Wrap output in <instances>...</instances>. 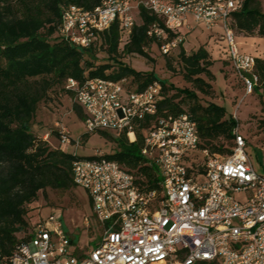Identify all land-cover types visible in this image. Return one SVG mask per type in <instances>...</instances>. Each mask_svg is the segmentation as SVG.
I'll return each mask as SVG.
<instances>
[{"label":"built area","instance_id":"obj_1","mask_svg":"<svg viewBox=\"0 0 264 264\" xmlns=\"http://www.w3.org/2000/svg\"><path fill=\"white\" fill-rule=\"evenodd\" d=\"M243 0H102L93 9L70 5L61 15L60 35L69 43L86 47L99 32L118 21L123 37L135 24L139 7L162 17L164 27L152 24L147 34L165 41L163 52L184 42L192 23L205 29L221 26L228 58L251 94L258 78L253 55L241 53L234 40L230 16ZM192 22V23H191ZM178 33L167 40V32ZM124 81L104 78L78 82L68 78L64 89L84 111L88 132L125 133L135 140V130L146 115L154 114L161 84L142 91L128 90ZM233 146L227 155L199 150L193 118L168 115L144 132L140 150L148 165L156 167L160 189L141 190L135 176L116 161L81 158L73 163V181L90 197L99 230L98 242L82 253L52 208L39 219L28 240L19 243L0 264H264V176L257 174L245 152L246 140L233 129ZM60 147L79 141L60 127ZM198 150L203 172L188 164L189 152ZM203 176V180H198ZM242 193L243 198H238ZM88 223V220H86Z\"/></svg>","mask_w":264,"mask_h":264},{"label":"trees","instance_id":"obj_2","mask_svg":"<svg viewBox=\"0 0 264 264\" xmlns=\"http://www.w3.org/2000/svg\"><path fill=\"white\" fill-rule=\"evenodd\" d=\"M101 2L0 0V261L10 258L16 246L30 238L26 206L37 199L39 192L46 196L48 190L68 192L77 187L72 171L77 159L116 161L135 176L141 190H159L158 171L146 163L140 150L144 132L162 117L189 114L198 130L199 150L227 155L233 146L236 119L227 117L225 108L212 101L202 104L198 96V93L209 97L214 94L210 83L214 79L210 70L213 60L204 47L187 53L180 44L176 54L183 77L191 88L175 87L153 71L135 70L118 58L122 53L151 59L148 55L151 46H156L163 56L170 57L176 48L163 52L161 46L165 41L147 34L154 23L164 27L162 17L139 7L128 36L123 37L118 21H115L86 47L73 45L61 37V15L67 7L76 5L89 10ZM230 26L233 32L264 37V11L256 0H243L240 10L230 16ZM177 34L168 31L167 40ZM98 50L106 55V60L101 63H97ZM254 59V73L258 78L254 91H258L259 85L264 88V57L254 56ZM226 61L231 64L229 59ZM168 66L171 68L170 63ZM68 78L80 83L95 78L123 80L125 88L134 91H142L153 82H159L161 98L156 112L139 122L134 141H129L125 133L113 138L106 131H98L112 138L117 150L81 157L60 146L52 147L32 130L38 106L51 90L59 88L73 100V94L64 89ZM72 109L84 119L83 109L74 100ZM188 160L194 171H204L201 160ZM21 233L23 235L19 237ZM71 243L75 245L72 238ZM75 253L80 254L82 250L75 247ZM199 264L218 262L201 261Z\"/></svg>","mask_w":264,"mask_h":264},{"label":"rangeland","instance_id":"obj_3","mask_svg":"<svg viewBox=\"0 0 264 264\" xmlns=\"http://www.w3.org/2000/svg\"><path fill=\"white\" fill-rule=\"evenodd\" d=\"M261 11H264V0H256ZM192 23V22H191ZM221 26L209 31L201 24L192 23V29L184 34L182 46L187 53L198 47H204L213 60L210 67L214 79L210 81L214 94L204 96L198 93L200 102L209 101L223 106L226 116H232L237 121L239 132L246 140L245 152L254 171L264 176V88L259 85L258 91L245 94L240 76L228 58V46L222 39ZM234 40L237 49L244 54L264 57V37L249 36L234 31ZM179 46L171 52L170 57L163 56L156 46H151L148 55L151 59L136 54H120L119 59L139 71H153L159 78L175 87L191 88L183 77V69L176 57ZM98 62L106 60L102 50L97 52ZM170 63L171 68L168 66ZM73 100L59 88H54L48 97L39 104L32 130L39 138L47 140L52 147H59L60 127H64L73 141H79L75 148L73 142L64 146V150L75 153L77 156L89 157L104 155L117 150V145L110 137H105L98 131L88 132L84 121L73 111ZM111 137L117 138L113 131H106ZM225 145L227 143L225 142ZM232 146V143L231 145ZM190 160H201L198 150L189 152ZM190 165V161H188ZM200 176L198 180H203ZM243 198L242 193H237ZM26 219L29 222V231L39 219H45L52 208L61 209V219L70 237L75 241V247L86 251L95 246L99 238L97 222L93 217L91 201L88 192L77 186L68 192L47 191V195L39 192L35 201L27 206ZM88 220V223H86ZM23 233L19 234L22 237Z\"/></svg>","mask_w":264,"mask_h":264},{"label":"crops","instance_id":"obj_4","mask_svg":"<svg viewBox=\"0 0 264 264\" xmlns=\"http://www.w3.org/2000/svg\"><path fill=\"white\" fill-rule=\"evenodd\" d=\"M187 33V32H186ZM185 37V36H184Z\"/></svg>","mask_w":264,"mask_h":264}]
</instances>
